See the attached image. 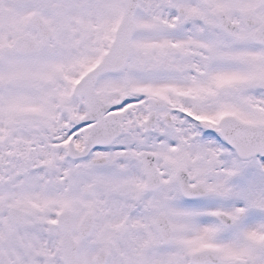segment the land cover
<instances>
[{"label": "snow or ice", "instance_id": "snow-or-ice-1", "mask_svg": "<svg viewBox=\"0 0 264 264\" xmlns=\"http://www.w3.org/2000/svg\"><path fill=\"white\" fill-rule=\"evenodd\" d=\"M0 264H264V0H0Z\"/></svg>", "mask_w": 264, "mask_h": 264}]
</instances>
